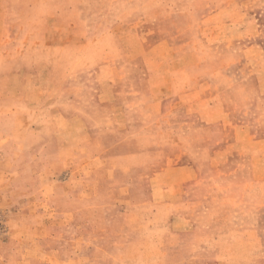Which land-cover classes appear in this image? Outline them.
<instances>
[{"label": "rangeland", "instance_id": "1", "mask_svg": "<svg viewBox=\"0 0 264 264\" xmlns=\"http://www.w3.org/2000/svg\"><path fill=\"white\" fill-rule=\"evenodd\" d=\"M82 261L264 264V0H0V264Z\"/></svg>", "mask_w": 264, "mask_h": 264}, {"label": "crops", "instance_id": "2", "mask_svg": "<svg viewBox=\"0 0 264 264\" xmlns=\"http://www.w3.org/2000/svg\"><path fill=\"white\" fill-rule=\"evenodd\" d=\"M56 262H57V261H56ZM56 262H55V264H59V263H56ZM82 262H83V264H85V263H84L85 261H82ZM52 263H53V262H52Z\"/></svg>", "mask_w": 264, "mask_h": 264}]
</instances>
